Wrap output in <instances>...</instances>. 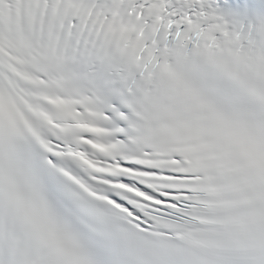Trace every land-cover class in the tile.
Segmentation results:
<instances>
[{"label": "snow or ice", "instance_id": "1", "mask_svg": "<svg viewBox=\"0 0 264 264\" xmlns=\"http://www.w3.org/2000/svg\"><path fill=\"white\" fill-rule=\"evenodd\" d=\"M0 264H264V0H0Z\"/></svg>", "mask_w": 264, "mask_h": 264}]
</instances>
